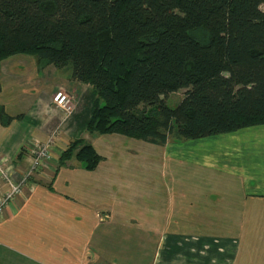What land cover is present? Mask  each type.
<instances>
[{"label": "crops", "instance_id": "0c3cea01", "mask_svg": "<svg viewBox=\"0 0 264 264\" xmlns=\"http://www.w3.org/2000/svg\"><path fill=\"white\" fill-rule=\"evenodd\" d=\"M22 57L35 66L18 64ZM51 67L28 55L0 65V162L14 185L25 180L0 212V264H264V125L164 146L145 142L169 148L179 159L173 169L185 170L176 209L162 179L120 177L136 140L91 139L96 93L73 72L68 85L55 82L62 69L46 83ZM72 88L84 94L69 115L52 98ZM51 139V161L33 169L34 149ZM79 139L99 155L96 169L75 158L60 164ZM8 190L0 175V198Z\"/></svg>", "mask_w": 264, "mask_h": 264}, {"label": "trees", "instance_id": "16d2710c", "mask_svg": "<svg viewBox=\"0 0 264 264\" xmlns=\"http://www.w3.org/2000/svg\"><path fill=\"white\" fill-rule=\"evenodd\" d=\"M264 0H0V64L32 55L97 93L88 136L164 146L264 125ZM185 90L174 108L170 96ZM1 115V114H0ZM13 121V120H12ZM94 170L86 140L60 159Z\"/></svg>", "mask_w": 264, "mask_h": 264}, {"label": "rangeland", "instance_id": "374dc122", "mask_svg": "<svg viewBox=\"0 0 264 264\" xmlns=\"http://www.w3.org/2000/svg\"><path fill=\"white\" fill-rule=\"evenodd\" d=\"M262 11H264V6L261 7ZM32 56V55H30ZM33 58H36L34 56H32ZM24 60L26 62H24ZM7 61V60H6ZM43 61H41V63H43ZM18 64H23L25 66L28 67H33L35 66L34 61L32 59H25L24 57H22V59H19V61H17ZM46 63V61H45ZM27 64V65H26ZM1 65V64H0ZM41 65V64H40ZM50 66V65H48ZM54 66V65H52ZM53 68V67H51ZM56 67L54 66L53 69H47L46 71V75L45 77H47L46 79V83L49 82V84H51L53 81H48L49 78L51 77V75L53 74V72H55ZM58 69V68H57ZM50 70H52V73L50 72ZM63 71V75H56L54 77L55 78V82L58 81L59 79H62V83L68 85L69 82L68 80H66L68 78L67 73L68 72H72V67L69 66L67 68L62 69ZM67 77V78H66ZM72 76H70L71 78ZM73 79V77H72ZM75 81V80H74ZM87 85V84H85ZM87 87H89V89L94 90V88L91 85H87ZM65 92L70 96V100L68 99L67 102H65V106H59L58 103L56 102V96L59 92ZM94 92L96 93V91L94 90ZM84 93L80 94H76L75 90L72 88V93H69L68 91H64V90H59L58 92H56V94H54L53 96V104L57 109L62 110L65 114H72L73 113V106L76 104L77 100H80L82 103L83 101V95ZM81 95V96H80ZM185 95V90H181L178 93H174L170 96L169 100H168V105L172 108L176 107L184 98ZM96 97H97V93L93 99V110H94V105L96 102ZM256 129V128H255ZM91 139H93V137H98L97 135H90ZM216 136H211L208 138H214ZM61 138L58 139V142H60ZM177 134L176 132H174V134L170 135L169 140L177 142V143H183L186 141H180L177 140ZM55 142H53V139H51L49 142H45V143H41L39 144L33 151V155L36 156L35 154L39 151V149H47L46 152L49 153L50 152V156H51V151L53 150V145ZM118 143V142H116ZM123 146V145H122ZM69 147V146H68ZM127 153V155H126ZM124 154L123 159L126 161V163L124 164V166L127 168L128 166V171L125 170H120V177L126 178V179H141L144 178L146 175H153V177L156 179H162V181L165 183V191H170L169 189H173V192H169L168 196L169 197H173V201H171V206L172 204L174 205V207L177 209L178 206H180L181 204V200L179 198L178 195H180L179 193V189H180V181L183 179H186L184 177V175H186V173L184 172L185 170H183V168L179 169V170H175L173 169V165H174V161H179V159L175 160V157L172 155V153L169 151V148L167 147H158V146H152L149 145L143 141L140 140H136L134 142V144L130 147L127 148V151ZM64 154V153H63ZM180 155L183 157L186 154L183 155V153H180ZM32 159V164H34V160L36 158ZM118 156V154H117ZM52 159L49 158L48 162H50ZM182 161V160H181ZM47 162V163H48ZM130 165V166H129ZM44 166V165H43ZM131 167V168H130ZM134 168V171H132L131 169ZM137 169V170H136ZM152 172V173H151ZM0 175L7 181L8 185H9V190L6 192L5 195H7L9 193V191L11 190V186L14 185L8 178V173L7 171L3 168V165L1 164V168H0ZM192 179V176H191ZM20 184H23V181L19 184H15V186H19ZM23 192V189H22ZM21 192V193H22ZM19 193V194H21ZM18 194V195H19ZM9 195V194H8ZM7 195V196H8ZM173 195V196H171ZM7 196H5V199L7 198ZM16 196V195H15ZM14 196V197H15ZM4 198V197H3ZM0 198V199H3ZM11 200L13 199V196H11L10 198ZM170 200V199H169ZM194 207H198L197 204H193ZM172 209V208H171ZM4 210V209H3Z\"/></svg>", "mask_w": 264, "mask_h": 264}, {"label": "built area", "instance_id": "2783aa9c", "mask_svg": "<svg viewBox=\"0 0 264 264\" xmlns=\"http://www.w3.org/2000/svg\"><path fill=\"white\" fill-rule=\"evenodd\" d=\"M70 100V96L65 93V92H59L56 96V102L58 103L59 106L64 107L65 106V102H67V100ZM47 149H39V151L35 154V160H34V164H33V169L35 170H40L44 164H46L49 160V158H51L50 156V152L47 153L46 152ZM0 168H1V162H0ZM23 183H25V180L23 181ZM23 184H20L19 186H15L12 185L11 186V190L9 191V195H5L7 196V198L5 199V196L3 199H0V212L7 206L8 202L11 200V196H15L18 195L19 193L22 192L23 189Z\"/></svg>", "mask_w": 264, "mask_h": 264}]
</instances>
